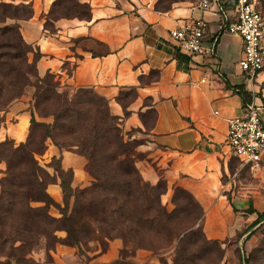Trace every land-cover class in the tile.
<instances>
[{"label": "crops", "instance_id": "0c3cea01", "mask_svg": "<svg viewBox=\"0 0 264 264\" xmlns=\"http://www.w3.org/2000/svg\"><path fill=\"white\" fill-rule=\"evenodd\" d=\"M0 1L31 6L32 15L17 23L26 43L40 53L38 74L53 73L59 90L72 95L78 88L93 89L108 100L125 129L142 127L138 112L156 111L148 133H139L146 139L138 149L149 160L136 164L145 180L153 184L161 177L168 186L192 193L203 209L204 234L226 241V254L234 259L239 261L238 251H249L258 243L264 224V157L256 167L246 164L255 179L241 180L239 171L245 164L229 156L225 138L227 120L244 112L239 89L248 94L249 102L264 104V68L254 78H244L237 66L242 40L234 33H218L221 11L213 14L199 9L198 2L186 1L160 11L153 7L154 0H78L89 4L90 17H60L50 30L44 23L55 0ZM221 3L232 12V0ZM261 5L264 11V0ZM192 18L206 21L208 38L216 36L214 54L189 56L177 49L170 30ZM28 57L31 60L33 52ZM131 88L136 96L123 117L117 96ZM29 106L23 100L9 111L15 108L16 119L6 126V133L16 141L26 135ZM44 157H60L62 168L74 173L73 186L89 184L83 156L48 142ZM47 189L59 199L57 183ZM121 246L120 239L110 240L89 264L115 259ZM60 248L73 250L67 245ZM133 258L137 264L145 259L147 264H158L148 250L137 249Z\"/></svg>", "mask_w": 264, "mask_h": 264}, {"label": "trees", "instance_id": "16d2710c", "mask_svg": "<svg viewBox=\"0 0 264 264\" xmlns=\"http://www.w3.org/2000/svg\"><path fill=\"white\" fill-rule=\"evenodd\" d=\"M80 6L84 7L81 15L71 14L72 8ZM31 15L29 4L0 1V112L32 84L34 111L40 116H52L53 120L38 122L32 114L25 142L17 146L9 140L0 142V161L6 163L5 176L0 180V264H36L31 253L41 244L47 251L43 264H56L49 254L59 241L56 230L66 232L64 242L69 245L103 242L102 252L107 241L120 238L124 244L122 258L113 264H131L127 259L137 249L159 255L162 264L166 262L163 254L169 250L173 252L172 264H192L198 254L206 256V264L220 262L224 241L204 234L200 203L188 190L176 186L174 207L168 209L162 204L166 183L159 179L152 184L142 177L135 166L132 143L124 141L118 116L111 113L108 100L91 88H78L70 95L59 90L53 73L38 74L36 60L40 53L26 43L17 23ZM60 17L89 18L90 6L78 0H55L46 15L45 28L52 30L53 21ZM8 19L14 22L8 23ZM238 91L244 104L248 103V94ZM147 110L154 114L149 130L156 111ZM142 123L147 126L145 120ZM48 138L57 147L72 148L84 156L86 171L92 178L90 185L82 188H72L71 177L61 180L64 194H69L68 199L73 195L74 201L71 210L60 218L49 214L50 206L56 205L47 193L50 175L35 159V154L46 149ZM59 172L72 173L70 168L61 167ZM31 201L43 204L34 207ZM262 226L259 230L264 229ZM262 234L260 243L243 259V264H252L264 255V231Z\"/></svg>", "mask_w": 264, "mask_h": 264}, {"label": "rangeland", "instance_id": "374dc122", "mask_svg": "<svg viewBox=\"0 0 264 264\" xmlns=\"http://www.w3.org/2000/svg\"><path fill=\"white\" fill-rule=\"evenodd\" d=\"M180 1H186V2H190V3L194 4V3L198 2L199 0H154L153 1V7L156 8L157 10L167 11V10L171 9L173 4L178 3ZM3 2H6V1H3ZM7 3H11V2H7ZM83 11H84V7L80 6V7L72 8L71 14L81 15L83 13ZM12 21L13 20H10V19L7 20L8 23H11ZM34 92H35L34 86L32 84L27 85L26 88L24 89L23 93L18 98L13 100L4 111L0 112V142H2L4 140H9L14 146H17L21 142H25L27 140L28 135H29L30 120H31L32 114H33L35 120L38 122H42V123H51L52 122V120H53L52 116H40L38 113H36L34 111V108H33ZM134 97H135L134 90H124L121 92V94L119 96V98H121L119 101V104L121 105L122 110H123V117L124 116L126 117L128 115V111L126 109L124 111L123 107L124 106L127 107L128 104L134 99ZM23 100H25V101L28 100V102L30 103V106H29V109H30L29 110V112H30L29 123L27 126V132H26L24 139L22 141H16L11 135L6 133V129H7L6 126L13 123L14 120L16 119L15 118V114H16L15 108L13 109V112H9L10 109L13 106H15L16 103L23 101ZM144 112H146V113H144L142 115L139 114V112H138V118L142 124V127H135V128H131V129H125L124 127H122L121 126L122 122L120 120V117L118 116V125L120 127V131H121V134L123 136L124 141H129L132 143L133 157H134V161H135V166L137 167L138 170H139V168H138L136 162L141 161V160H147V159L149 160V157H147V153L142 152L138 149L139 145L143 144L145 142V139H146L142 136H139V133H142V134L148 133V127H150L152 120H153V116H154V114L151 110H146ZM142 120L146 121L147 126L143 125ZM40 133H41V131L38 130L37 135L39 136ZM48 142L53 144L52 141L48 138L46 140V149L41 154H35V159L37 160L39 165L41 167H43L49 173L50 177H48V179H49L50 183H57L59 188H60L59 199H56L50 193V191H48V189H47V193L56 202V205L50 206L49 214L53 217L60 218L62 216L63 212H66V211L69 212L71 210L72 205H73V201H74L73 195H71L69 199L66 197V195H69V194H67V193L64 194L60 183H61L62 179H65L66 181H68L70 179V177H71V179H73L74 173H73L72 169H71L72 173L61 174L59 172V167L62 168L61 160L59 157H55V159H53L52 157L49 159L44 157V153L46 152L47 147H48ZM54 146H56V145H54ZM57 148L59 150L74 151V149H72V148H66V147H64V148L57 147ZM56 158H58V159H56ZM234 161L237 164L241 163L236 158L234 159ZM62 169H64V168H62ZM68 169L69 168L64 169V170H68ZM85 170H86V168H85ZM139 172H140V170H139ZM5 173H6V163L3 160H1L0 161V180L5 176ZM87 174H88V172H87ZM140 174H141V172H140ZM159 179H163V178L160 177ZM239 179L244 180V181H248V180L253 181V179H255V177L253 176V172H251L249 170L248 165L245 164L242 166L241 170L239 171ZM91 180H92V178H91ZM91 180H90L89 184H87L85 186H73L72 180H71V187L72 188L86 187V186L90 185ZM163 181L166 183L165 179H163ZM48 185H47V188H48ZM175 187H170L166 183V185H164V190L162 191L163 193L161 194V202L168 209H172L174 207L173 197L175 194ZM0 189H1V185H0ZM42 204L43 203L39 202V201H31L30 202V205L34 206V207L40 206ZM9 226H10V223L5 224V227L8 228ZM263 231H264V229H261L258 231V234H257L258 235V243L255 246H257L260 243V240L263 238V234H262ZM55 235L59 241H57L54 244V248L49 250V254H50L52 260L56 264H89L90 260L93 257L102 253L101 248L105 245L103 242H99L96 240L90 241L87 244H84L82 246L81 245H79V246L78 245H69V244H66L64 242V238L66 236V232L64 230H56ZM114 239H116V238H114ZM117 239H120V238H117ZM111 240H113V239H111ZM109 241H107L106 247L108 246ZM225 242L221 243L222 247L225 246ZM64 245L72 247L73 250H68V249H65V251L62 250L63 247H61L62 248L61 249L60 246H64ZM123 246H124V244L122 241V246L118 250V256L115 259H113L109 262L103 263V264H113L115 261L121 260L122 255H120V251H121ZM56 248H58V251ZM128 249H130V248H128ZM252 249H250L249 251H246L245 249H242V252L238 251V253H237V257L239 258V261H238V260L234 259V256H229L228 254H226V247H225L223 249L222 260L220 262H218L217 264H243V259L248 256V254L251 252ZM143 250H146V249H143ZM136 251L134 252V255H135ZM234 253H235V251H234ZM46 254H47V251L45 249V246L43 244H41L37 249L32 251L31 257L35 261L36 264H43V262L46 259ZM134 255L129 256L127 259V261L129 260L131 262V264H137L136 262H134V258H133ZM149 255L152 258H155L156 261L158 262V264H162L159 255H156L151 251H149ZM198 255H199V258L196 257L194 259V261L192 262V264H206L204 262L206 256H200V254H198ZM212 256L214 258L215 255L212 254ZM163 257L166 259V262L164 261L163 264H172V258H173L172 250L165 252L163 254ZM148 262H149V259H145L144 261H142L141 264H147ZM252 264H264V255H261V256H258L257 258H255V260H253Z\"/></svg>", "mask_w": 264, "mask_h": 264}, {"label": "built area", "instance_id": "2783aa9c", "mask_svg": "<svg viewBox=\"0 0 264 264\" xmlns=\"http://www.w3.org/2000/svg\"><path fill=\"white\" fill-rule=\"evenodd\" d=\"M262 0H232L231 13L221 0H199L197 7L221 11L219 32L234 33L242 40L241 57L237 66L244 78L252 79L264 68V11ZM214 7L213 10H211ZM207 23L201 18L170 30V37L179 52L186 55H212L215 52L216 36L208 38ZM225 144L229 156L242 164L256 167L264 157V104L246 103L241 115L227 120Z\"/></svg>", "mask_w": 264, "mask_h": 264}]
</instances>
